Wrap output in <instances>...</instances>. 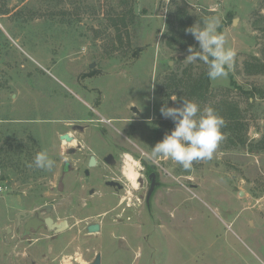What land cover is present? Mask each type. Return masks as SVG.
Here are the masks:
<instances>
[{
  "label": "rangeland",
  "instance_id": "obj_1",
  "mask_svg": "<svg viewBox=\"0 0 264 264\" xmlns=\"http://www.w3.org/2000/svg\"><path fill=\"white\" fill-rule=\"evenodd\" d=\"M126 3L0 0V264H86L97 252L101 264H264V73L244 70L264 54V0ZM131 6L126 27L120 14ZM178 8L192 25L220 17L218 31L237 52L227 78L209 80L207 101L191 100L202 110L221 100L236 106L238 129H222L213 159L187 171L146 158L174 127L160 108L177 106L173 95L189 99L178 80L206 70L183 60L198 47L193 37L185 49L166 42ZM162 124L170 130L158 136ZM65 132L84 140L86 154L117 143L121 164L138 171L143 157L153 165L161 186L149 207L141 197L146 182L138 189L126 181L118 195L100 182L76 186L84 198L96 189L87 204L60 196L62 162L81 156L67 153L58 138ZM41 150L55 160L51 170L28 166ZM49 202L51 216L71 227L56 238L40 229L13 241L14 213ZM92 221L100 230L84 234Z\"/></svg>",
  "mask_w": 264,
  "mask_h": 264
},
{
  "label": "clouds",
  "instance_id": "obj_2",
  "mask_svg": "<svg viewBox=\"0 0 264 264\" xmlns=\"http://www.w3.org/2000/svg\"><path fill=\"white\" fill-rule=\"evenodd\" d=\"M220 24V17H212L204 21L203 26L194 23L185 29L198 47L189 46L183 60L186 64L202 62L206 65L208 79L213 82L227 78L237 55L236 49L228 46L226 33L218 31ZM170 99L179 101L177 106L165 105L159 111L173 121L174 127L151 146L146 158L171 160L186 171L192 169L194 162L212 160L225 139L222 132L226 126L224 118L211 106L202 110L196 101L183 96L173 95ZM55 163L46 150H41L28 166L34 164L36 168L51 170Z\"/></svg>",
  "mask_w": 264,
  "mask_h": 264
},
{
  "label": "flooded vegetation",
  "instance_id": "obj_3",
  "mask_svg": "<svg viewBox=\"0 0 264 264\" xmlns=\"http://www.w3.org/2000/svg\"><path fill=\"white\" fill-rule=\"evenodd\" d=\"M131 109L136 111L134 106H132ZM166 129L167 124L160 125V127H157L156 129V135L163 136L165 131L170 130V128L167 130ZM58 138L61 143L64 141V143L69 145L67 148V153L70 156H73L77 153L81 155L77 158H71L72 162L70 159H66L62 162L61 172L59 174L56 186L60 196H69L68 198L71 204L82 203L80 200H84L83 204H87V200L95 197V195H98L96 189L93 185L90 186L87 190L88 198H84L74 192L76 186L100 182L107 188L111 189L116 195H118L119 192L126 191V181L138 189L143 188V184L146 182L147 187L144 194L141 193V197L144 200L145 205L149 207L150 200L153 198L156 190L160 188L161 182L159 180V174L156 168L153 165L148 164V162H146L143 157H140L139 162L140 164H144V166L140 165L138 171H134L136 173V181L134 185L128 177L126 165L121 164V162L125 163V161L121 156L122 147L118 146L117 143H102L105 146L103 149L92 150L91 148L87 147V149L91 152L86 154L83 152V148L86 146L84 140L83 143L80 141L77 143L75 136H72L71 142L62 140L59 136ZM92 158H94L93 164H91ZM152 183L153 189L150 192ZM116 199H119V197ZM52 210V202L44 203L37 210H18L14 213L13 223L8 228V232L10 234L9 236L11 239H13V241H16V237L19 239H25L30 237L32 233H35L40 229H45L50 232V236L52 238L58 237L62 232L68 230L71 227V224L66 218L56 220L50 214ZM47 217L52 219V227H49V225L45 222ZM94 223L99 225L100 230V224L98 222L92 221L84 226L83 233L90 235L98 232L99 230L95 232H88L86 229L88 225ZM18 229L20 230L19 234L17 233Z\"/></svg>",
  "mask_w": 264,
  "mask_h": 264
},
{
  "label": "trees",
  "instance_id": "obj_4",
  "mask_svg": "<svg viewBox=\"0 0 264 264\" xmlns=\"http://www.w3.org/2000/svg\"><path fill=\"white\" fill-rule=\"evenodd\" d=\"M120 3L125 2L126 0H119ZM120 21L121 23L127 27L128 22L133 18V7H129L126 9L122 8ZM115 21V20H114ZM192 17L185 11L183 8H178L174 17L167 20L168 29H167V39L166 42L168 45H173L174 43H178L183 49L187 48L189 43L191 42L192 36L190 34H185V29L192 25ZM115 25V24H114ZM220 31V29H219ZM140 48L134 51L135 54L138 53ZM264 53V51H263ZM244 70L249 74L254 73H264V54L262 58H253L252 60L246 61L244 63ZM179 84L185 86L187 94L189 95V99H197L201 102L207 101L208 94V85L209 79L206 75V70H201L196 76L189 77L187 80H178ZM215 106H211L216 110V112L221 115L225 122L226 126L223 130H237L238 129V120H237V108L230 103L225 102L224 100L219 101L214 104ZM169 125H167V129ZM166 129V130H167ZM233 138L241 140L239 136H232Z\"/></svg>",
  "mask_w": 264,
  "mask_h": 264
},
{
  "label": "water",
  "instance_id": "obj_5",
  "mask_svg": "<svg viewBox=\"0 0 264 264\" xmlns=\"http://www.w3.org/2000/svg\"><path fill=\"white\" fill-rule=\"evenodd\" d=\"M93 65L91 64L90 67H92ZM60 139L62 140H65L67 142H71L72 141V135H70L69 133L65 132V133H61L59 135ZM94 163V158L91 159V164ZM153 189V183L151 185V190L150 192L152 191ZM149 192V193H150ZM45 222L49 225V227H52V219L50 217H47L45 219ZM27 228V227H26ZM87 231L88 232H95V231H98L99 230V225L97 223H94V224H90L86 227ZM27 230V229H26ZM86 264H101V254L100 252H97L94 259L89 262V263H86Z\"/></svg>",
  "mask_w": 264,
  "mask_h": 264
},
{
  "label": "bare ground",
  "instance_id": "obj_6",
  "mask_svg": "<svg viewBox=\"0 0 264 264\" xmlns=\"http://www.w3.org/2000/svg\"><path fill=\"white\" fill-rule=\"evenodd\" d=\"M127 174L130 181L135 185L136 173L134 172L132 165L130 163H128Z\"/></svg>",
  "mask_w": 264,
  "mask_h": 264
},
{
  "label": "built area",
  "instance_id": "obj_7",
  "mask_svg": "<svg viewBox=\"0 0 264 264\" xmlns=\"http://www.w3.org/2000/svg\"><path fill=\"white\" fill-rule=\"evenodd\" d=\"M166 3H168L170 0H164Z\"/></svg>",
  "mask_w": 264,
  "mask_h": 264
}]
</instances>
